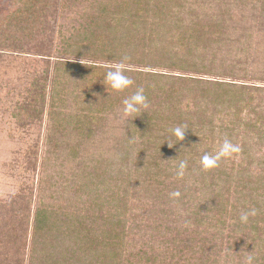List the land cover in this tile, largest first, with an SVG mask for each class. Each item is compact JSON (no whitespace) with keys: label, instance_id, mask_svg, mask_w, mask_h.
I'll return each instance as SVG.
<instances>
[{"label":"trees","instance_id":"1","mask_svg":"<svg viewBox=\"0 0 264 264\" xmlns=\"http://www.w3.org/2000/svg\"><path fill=\"white\" fill-rule=\"evenodd\" d=\"M14 1L45 131L0 264H264V0Z\"/></svg>","mask_w":264,"mask_h":264},{"label":"rangeland","instance_id":"2","mask_svg":"<svg viewBox=\"0 0 264 264\" xmlns=\"http://www.w3.org/2000/svg\"><path fill=\"white\" fill-rule=\"evenodd\" d=\"M13 4L14 0H0V18L14 12ZM23 44L3 46L17 52L24 49L22 56L0 55V199L16 194L25 184L32 182L34 175L26 170L29 160L25 158V153L30 145L43 137L45 131L41 121L22 129L13 118L24 102L21 94L26 89L25 80L42 69L40 64L32 62L31 55L36 53L30 48L35 46L34 42L26 40Z\"/></svg>","mask_w":264,"mask_h":264},{"label":"flooded vegetation","instance_id":"3","mask_svg":"<svg viewBox=\"0 0 264 264\" xmlns=\"http://www.w3.org/2000/svg\"><path fill=\"white\" fill-rule=\"evenodd\" d=\"M18 4H20V3L15 2V4H13V11L16 10ZM34 41H36V40H34Z\"/></svg>","mask_w":264,"mask_h":264}]
</instances>
